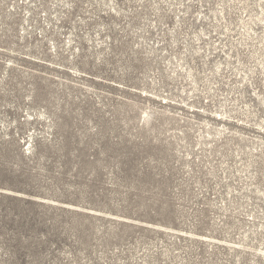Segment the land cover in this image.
<instances>
[{
	"label": "rangeland",
	"instance_id": "1",
	"mask_svg": "<svg viewBox=\"0 0 264 264\" xmlns=\"http://www.w3.org/2000/svg\"><path fill=\"white\" fill-rule=\"evenodd\" d=\"M0 264H264V0H0Z\"/></svg>",
	"mask_w": 264,
	"mask_h": 264
}]
</instances>
